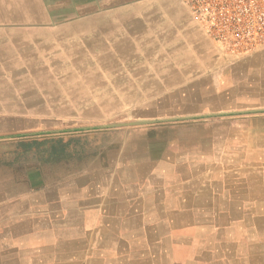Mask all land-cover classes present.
<instances>
[{
    "label": "crops",
    "instance_id": "1",
    "mask_svg": "<svg viewBox=\"0 0 264 264\" xmlns=\"http://www.w3.org/2000/svg\"><path fill=\"white\" fill-rule=\"evenodd\" d=\"M0 6V264H261L264 115L96 124L229 78L184 0Z\"/></svg>",
    "mask_w": 264,
    "mask_h": 264
},
{
    "label": "rangeland",
    "instance_id": "2",
    "mask_svg": "<svg viewBox=\"0 0 264 264\" xmlns=\"http://www.w3.org/2000/svg\"><path fill=\"white\" fill-rule=\"evenodd\" d=\"M10 1L11 3L13 2V0ZM9 7L12 8L13 4ZM212 49V58L210 59L216 62L212 66L214 68H227V72H229L227 76L229 78H226V72H224L225 75L217 72L213 75L211 84H202L200 87L204 88L205 91L207 89L210 91L208 96L134 95L133 107H125L128 110L130 109V113L106 116L101 121L96 122V124L148 119H150L148 120L150 123L169 125L177 123H216L224 120L238 123L237 119H243V117L251 119L254 116L264 115V55L258 58L256 66L250 68L244 66L246 61H250L249 59L253 55L262 50L240 58H229L218 53L214 45ZM246 80L249 82L242 86V81ZM251 81L254 82L251 83ZM228 89L232 93L228 92ZM246 122L251 121L246 120ZM166 133L171 134L174 132L169 130ZM247 264H253V262L250 261ZM261 264H264V259Z\"/></svg>",
    "mask_w": 264,
    "mask_h": 264
},
{
    "label": "built area",
    "instance_id": "3",
    "mask_svg": "<svg viewBox=\"0 0 264 264\" xmlns=\"http://www.w3.org/2000/svg\"><path fill=\"white\" fill-rule=\"evenodd\" d=\"M191 19L225 57L264 50V0H184Z\"/></svg>",
    "mask_w": 264,
    "mask_h": 264
},
{
    "label": "water",
    "instance_id": "4",
    "mask_svg": "<svg viewBox=\"0 0 264 264\" xmlns=\"http://www.w3.org/2000/svg\"><path fill=\"white\" fill-rule=\"evenodd\" d=\"M147 122H150V121H148V120L128 121V122H121V123L112 124L111 126L137 125V124H142V123H147Z\"/></svg>",
    "mask_w": 264,
    "mask_h": 264
},
{
    "label": "bare ground",
    "instance_id": "5",
    "mask_svg": "<svg viewBox=\"0 0 264 264\" xmlns=\"http://www.w3.org/2000/svg\"><path fill=\"white\" fill-rule=\"evenodd\" d=\"M207 96H208V95H207ZM207 96H206V97H207ZM204 97H205V96H204ZM57 99H58V98H57ZM235 99H236V98H235ZM48 100H49V99H48ZM50 100H51V99H50ZM228 100H229V99H228ZM169 107H170V106H169ZM73 111H74V110H73ZM186 137H187V136H186ZM179 138H180V137H179ZM162 148H163V147H162ZM153 159H154V158H153ZM145 160H146V159H145ZM18 232H19V231H18Z\"/></svg>",
    "mask_w": 264,
    "mask_h": 264
}]
</instances>
